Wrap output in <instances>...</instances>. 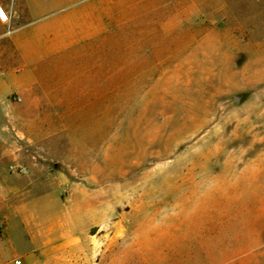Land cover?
Here are the masks:
<instances>
[{
    "label": "rangeland",
    "instance_id": "rangeland-1",
    "mask_svg": "<svg viewBox=\"0 0 264 264\" xmlns=\"http://www.w3.org/2000/svg\"><path fill=\"white\" fill-rule=\"evenodd\" d=\"M8 2L15 23L29 4H66ZM224 2L229 15L201 21L199 37L154 43L120 78L106 70L104 101L26 119L56 129L34 147L49 165L26 167L54 176L45 204L79 262L264 264V0ZM113 43L106 24V59Z\"/></svg>",
    "mask_w": 264,
    "mask_h": 264
},
{
    "label": "crops",
    "instance_id": "crops-1",
    "mask_svg": "<svg viewBox=\"0 0 264 264\" xmlns=\"http://www.w3.org/2000/svg\"><path fill=\"white\" fill-rule=\"evenodd\" d=\"M0 5L11 9L8 0ZM226 6L224 0H66L60 9L29 4L26 22H0V264H88L78 261L79 241L66 237L45 204L56 192L54 176L8 172L9 165H49L50 154L39 152L45 159L37 162L34 147L55 142L56 129L26 119L44 111L55 116L57 103L71 111L70 103L104 101L106 70L120 78L136 70L137 55L151 53L154 43L199 37L200 22L221 20L229 15ZM106 24L115 45L107 59ZM123 79L118 84H136ZM13 108L22 110L15 126L7 124Z\"/></svg>",
    "mask_w": 264,
    "mask_h": 264
},
{
    "label": "built area",
    "instance_id": "built-area-1",
    "mask_svg": "<svg viewBox=\"0 0 264 264\" xmlns=\"http://www.w3.org/2000/svg\"><path fill=\"white\" fill-rule=\"evenodd\" d=\"M10 19H11L10 11H6L0 5V22L5 24V25H9ZM8 172L10 174H15V175H25L27 173V168L25 166H22V165H9L8 166ZM14 264H21V261L16 260V261H14Z\"/></svg>",
    "mask_w": 264,
    "mask_h": 264
}]
</instances>
